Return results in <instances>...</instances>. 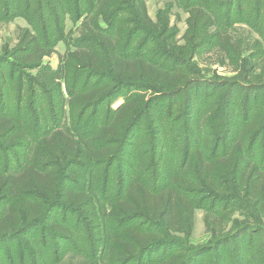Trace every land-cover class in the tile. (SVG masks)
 Listing matches in <instances>:
<instances>
[{
    "label": "trees",
    "instance_id": "16d2710c",
    "mask_svg": "<svg viewBox=\"0 0 264 264\" xmlns=\"http://www.w3.org/2000/svg\"><path fill=\"white\" fill-rule=\"evenodd\" d=\"M217 1L226 4L229 19L235 8L239 10L242 7L240 0ZM94 2L99 4L97 15L100 12L105 13L110 8L114 11L120 10L116 6L118 0H0V10L3 8V18L6 20L15 13L26 15L35 25L38 33L43 35L45 26L46 31L63 30L66 14L76 19L79 12L91 10ZM185 4V9L189 13L187 18L189 30L185 35L188 41L194 40L193 43L196 44L197 33L202 32L205 37L208 35L216 39L219 50L230 52L236 47L231 34L226 29L224 31L216 27L217 18L207 11L200 0H187ZM133 8L145 25L160 26V23L154 22L149 16L144 0H134ZM55 12H58L56 13L58 16H55ZM45 13H51L50 20L45 19ZM169 24L166 13L164 22L166 31L169 29ZM212 27L216 29L210 32L209 29ZM110 31H115V38H112V33L107 31V34H103L105 36L99 39V48L95 49V52L88 49L68 52L64 65L66 89L73 95L69 106L72 117L77 107H81L78 118L81 116L82 120L84 110L95 104L97 111L102 102L114 93L113 89L118 88L119 82L128 83L123 87L125 95L122 94L123 88L116 91L117 94L124 96V102L115 110L109 107L104 122L94 121L92 134H80L76 138L57 128L64 109L61 68L39 71L30 80L33 105L26 103L19 109H22L20 113L8 111L10 109L8 79H15L14 63L25 68H40L43 58L54 53L53 47L43 46L38 36L28 28L20 30L18 49L21 50L22 55L19 56L18 61L11 63L10 71L3 70L0 73V79L8 76L5 87L3 85L2 91L0 90V137L5 140L6 147L12 149L20 147L26 128L19 114L22 115L24 111L30 112L31 109L32 119L37 127L34 133L36 139L33 148L34 160L43 158L45 167L36 168L35 164L31 163L17 173L0 171V235L16 240L20 234L31 231L33 226L40 222L39 220L51 216L48 215V209L54 207L57 212L64 210L65 213L81 214L80 217L91 222L93 232L96 233L94 239L88 229L90 237L89 239L87 237L88 246L89 242L98 245L101 232L107 238L108 235L110 236V239L104 240L107 248L100 257L97 258L100 253L96 251L93 253L95 254L93 264H212L209 261L211 257H203L198 261L199 256L206 254L215 255L213 264H264V249L259 247L257 251L250 242L247 244L235 242L234 246L230 247L231 245L228 246L226 241L222 240L216 251L209 249L195 251L188 248L187 242H184L180 235L187 236L192 233L195 211L204 206L207 198L225 203L229 200L241 202L244 198L252 202L255 209L264 215V169L260 168L257 159L253 161L256 157L254 152L252 156L259 133L256 120H248L249 116H247V125L243 126L230 141L221 144L224 142V135L215 134V130L212 132L209 129L212 119L215 122L216 117L218 119L221 117L223 111L221 104L216 106L214 100L208 102L207 99H203L205 102L198 104L189 95H181L188 89L196 90L195 88L200 87L194 85L190 75L183 70L181 61L185 58L182 57L180 48L173 43L169 44L166 40L165 48L162 46L164 49L160 53L170 57L172 62L170 61L171 65L168 66L170 69L166 66L163 69L156 64H161L157 49L153 50L155 60H148L140 54L135 57L132 54L129 56L120 49V40L126 39L124 48L130 52L133 36L137 31L122 24L116 26V30ZM145 32L147 34V31ZM151 43L154 44V40ZM147 44L139 45L136 52ZM46 45L49 46V43ZM83 67L91 70L90 76L82 77L80 71ZM168 72L173 73L171 74L173 76ZM69 74H72V78L68 79ZM93 77L96 80L91 83ZM70 79L73 80L72 86H68ZM19 84L18 91L21 99L24 100L23 97L28 90L23 88L21 82ZM79 84L80 88L74 95ZM145 89L163 92L166 98L169 97V109L173 104L176 106V102L173 101L176 96L177 106L178 100L181 101L182 98L189 102L183 109L177 107L176 111H179L180 116H175L174 110L161 113V107L154 109L155 114L151 118L146 115L148 121L145 125L143 115L145 111L147 113V109L153 108L155 102H152L154 100L152 98L145 100L146 93L135 91ZM180 95L181 97H178ZM233 109L229 104L225 111L228 115L227 122L223 125L220 121L214 128L223 126L222 131L230 134L238 122L235 116L236 109L235 112ZM166 115L168 118H165ZM169 119L174 122L173 124L175 121L179 123L182 119V125L178 124L179 127H176L168 121ZM44 125H49L53 129L43 130ZM145 131H148L149 135L146 136ZM138 132H142L145 138L136 140L134 137ZM179 141H182L181 149L178 147L181 156L177 166L172 168L168 146L172 143L175 148ZM129 147L138 150V157L130 156ZM126 156H130L132 160L127 163L131 173L128 174L129 176H124V168L122 169L116 199L112 201L109 209L102 205V200L92 189L89 192L68 187V179L78 178V173L72 171L65 174V170L58 168L60 164L103 165L102 170L99 171V181L102 186L104 185L103 190L108 191L110 188L108 185L112 182L111 170L114 164L122 159L125 160ZM164 162L171 167L165 176L162 173ZM89 172L93 175V171ZM82 177L87 180L85 173L79 178ZM226 180H233L236 184L229 187L230 184ZM84 187L86 183L82 184V188ZM5 199H9V203L3 213L2 201ZM215 201L210 202L206 207L209 208L206 214L207 227L210 226L209 217L214 214L212 211L218 205ZM52 219L50 234H56L60 238L72 237L73 231L70 230V226L60 225L55 217ZM238 235V239L244 236V234ZM23 243L27 244L33 253L35 245L31 244L30 247L28 241ZM229 260L231 262H228ZM13 263L16 264L17 261ZM19 263L26 264L22 257Z\"/></svg>",
    "mask_w": 264,
    "mask_h": 264
},
{
    "label": "rangeland",
    "instance_id": "374dc122",
    "mask_svg": "<svg viewBox=\"0 0 264 264\" xmlns=\"http://www.w3.org/2000/svg\"><path fill=\"white\" fill-rule=\"evenodd\" d=\"M5 1V0H4ZM147 6V11L149 16L154 22L160 23L159 27H152L145 25L141 19L134 12V0H118V8L120 10L114 11L110 8L105 13L100 12L97 15L99 4L93 3V8L91 10H83L79 12V16L76 19H72L69 14H66L63 23V30H47L45 26L44 34L40 35L33 23L28 20L26 15L22 13H15L6 19L3 17V8L0 10V73L4 71H10L12 62L19 60L21 56V50L18 49V35L21 29L28 28L32 33L38 36V38L43 43L46 48L53 47L54 53L50 56L43 58L42 66L40 68H25L20 66V64L14 63V80H9L8 76L0 79V90L2 91L3 85L5 87V82L9 81L8 96H9V107L8 111L13 110L12 113H20L22 108L26 103L33 105L31 98V78H34L39 71L44 72L45 69L59 70L62 75V90H63V112L60 125L57 128L64 130L67 134L78 138L77 135L88 133H93L94 121L100 120L104 122L107 117L108 108L116 109L121 103L124 102L125 88L128 83L119 82L118 88L113 89L114 93L108 96L104 102L99 107V111L95 110L97 106L92 105L84 110V117L81 120V116L78 118L81 107H77L74 117H72L71 108L69 106V101L73 98V95L67 92L66 83L67 78L65 77V65L64 62L67 58V54L72 50L88 49L95 52V49L99 48V39L103 34L112 33V38H115V31H110L111 29L116 30V26L122 24L125 27L132 28L133 31H137L133 36V45L130 48V52L127 48H124V40L121 39L119 42L120 49L124 51L125 54L129 56H137V54L142 55L148 60H155V53L153 50L157 49L160 54L158 59H161V64L156 63L158 66L167 69L171 65V58L167 57L161 50L165 48L166 40L169 44L177 45L182 51V57L184 61H181L183 70L190 75L194 85L200 88L188 89L186 93L181 95H189L190 98L196 101L198 104L200 102H205L203 99L215 101L214 104L218 106L221 104L223 111H221L220 119L216 117L217 120L210 125V131L215 130V134L218 133L224 135L225 144L230 141L231 138L237 135V132L245 125H247L246 117L249 116L248 120H256V124L259 128V133L257 134L256 143L252 151V156L255 153L256 157L253 161H258L260 168L264 169V0H240L242 4L241 9L235 8L232 12L231 19H229V13L226 4L217 0H200L201 4L205 6L207 11L213 14L217 18L216 27L231 34L232 41L235 43L236 47H233L232 51L219 50L217 46L216 39H212L207 35L205 37L202 32H198V42L193 43L194 40H187L185 37L189 26L187 23V18L189 13L186 11L185 6L187 0H144ZM97 3V2H96ZM84 6V5H82ZM170 9V10H169ZM169 10V11H168ZM53 14V12H51ZM51 13H45V19L50 20ZM56 13L55 12V16ZM166 13L169 17V29L166 31L164 29V22L166 18ZM97 17V18H95ZM128 20V21H127ZM99 27V28H98ZM216 27L209 29L213 32ZM119 28V27H118ZM158 28V29H157ZM46 31V32H45ZM147 31V34L146 32ZM106 32V33H105ZM154 40V44L151 41ZM201 42V44L199 43ZM49 43V46L46 45ZM148 43V44H147ZM156 43V44H155ZM140 51L136 52V48L139 45H143ZM164 48H163V47ZM236 52V53H235ZM171 61V62H170ZM162 62H169L168 64ZM18 63V62H17ZM44 67V68H43ZM158 70V69H157ZM46 71V70H45ZM91 70L88 68H81L82 77L90 76ZM161 72V70H158ZM5 72V73H6ZM165 73V72H164ZM170 75L173 73L168 72ZM165 75H168L165 73ZM173 76V75H171ZM96 77V76H95ZM95 77L91 78V83L95 82ZM72 78V74L68 75V79ZM99 78H101L99 76ZM1 81L3 83L1 84ZM23 84V88L28 90V93L24 95V100L21 99L19 93L20 84ZM73 80L68 81V86H72ZM116 87V86H115ZM78 88L74 91L76 95ZM123 88V89H122ZM119 89H122V94L116 93ZM165 90V89H164ZM199 90V92L197 91ZM136 93L142 92L145 94V100L148 101L149 98L154 99V106L152 109H147V113H144L143 124L147 125L148 119L146 115L151 118L155 114L156 108L161 107V113L173 112L176 116L179 111H176L177 107L181 109L189 102L184 98L178 100L177 106V96L174 97L173 101L176 102V106L173 104L169 109V97L162 94L163 92H153L150 90H135ZM166 91V90H165ZM167 92V91H166ZM39 93V92H38ZM199 93V94H198ZM198 94V95H197ZM178 96V97H181ZM195 97V99H194ZM232 101V103H231ZM229 104L232 109L234 107V112L236 109V126L230 134H226L222 131V127L214 128L216 123H221L224 125L228 120V115L225 113ZM22 105V106H21ZM65 105V106H64ZM197 105V104H196ZM44 106V104H42ZM155 107V108H154ZM176 107V108H175ZM92 108V109H91ZM155 109V110H154ZM95 110V113L93 112ZM176 111V112H175ZM7 112V110H6ZM98 112V113H97ZM247 113V115H245ZM10 115V114H9ZM180 116V115H178ZM21 121L25 122L26 132L24 131V140L20 147L12 149V147H6L5 140L0 137V171L17 173L22 170L25 166L34 163L36 168H44L43 158H38L34 160L35 155L33 154V148L36 144V139H34L35 128L32 119V110L30 112L19 114ZM102 117V119L100 118ZM165 118H168L166 115ZM84 120V121H83ZM170 123H174L172 120H168ZM178 124L182 125V119L179 123L175 121L173 124L179 127ZM52 130L53 127L47 125L43 126V130ZM146 128H144L145 130ZM178 129V128H177ZM148 131H145L146 136ZM87 138V137H86ZM137 139L145 138L142 132L136 133L135 137ZM182 141L176 143V147L173 148L172 143L168 146L170 164L172 168L177 166L179 157L181 156ZM102 149V148H100ZM133 147H129L131 152L130 156L138 157V150ZM102 151V150H101ZM173 151V154H172ZM254 152V153H253ZM136 153V154H135ZM174 155V156H173ZM130 156H126L125 160L122 159L117 161L113 169L111 170L112 182H110L109 190H103L99 181V171L102 170L103 165L91 164H81V165H69L60 164L59 169L65 170L66 173H71L75 171L78 173V178L68 179V187L74 190L80 189V191H89L92 189L97 193L100 200H102V205L109 209L111 203L116 198V193L119 189V180L122 176V169L124 176H129L131 169L129 165L132 160ZM150 158H152L150 153ZM135 163V162H132ZM41 165V166H40ZM38 166V167H37ZM171 167L166 165V162L162 165L163 176L171 170ZM67 171V172H66ZM93 171V175L89 172ZM84 173L86 174V179L82 177ZM73 176V175H72ZM92 177V178H91ZM65 179V177L63 176ZM90 179H92L90 181ZM127 180V179H126ZM229 183V187L232 184H236L233 180H226ZM86 187L82 188V184ZM226 184V182H224ZM107 188V187H106ZM222 188L224 186L222 185ZM84 189V190H83ZM214 199H205L204 206L202 208H197L194 217V229L191 234L185 236L180 234L184 242H187L188 248L190 250L202 251H216L222 240L232 247L236 243L247 244L250 242L255 250H259V247L264 249V215H261L259 210L255 209L252 202L244 199L241 202L235 200H229V202H221L219 200L218 205L212 211L209 217L210 223L208 229L206 226V214L208 213V205L210 202H214ZM36 202V201H35ZM9 203V199L2 201V212L5 213L6 206ZM38 203V201H37ZM221 203V204H220ZM216 213V214H215ZM48 216L39 220L40 222L34 225L33 229L27 234H20L19 238L16 240L12 237H2L0 235V264H14L13 261H20V258L25 261L26 264H93L95 261V251L98 254L97 258L100 257L102 252L106 250L107 244L104 242L105 239H110L104 233H99L101 236L98 240V245L92 244L88 239L89 233L95 239V233L93 225L91 222L87 221L86 218L80 217L81 214H75L72 212L65 213L64 210H57L52 207L48 209ZM63 216V217H61ZM55 217L60 225L70 226V230L73 231L72 237L69 238L61 237L56 234H50V224L52 218ZM220 217V218H218ZM217 218V219H216ZM216 219V220H214ZM89 229V233H88ZM212 229V230H211ZM96 230V227H95ZM98 231V230H97ZM51 232V229H50ZM99 232V231H98ZM238 234H244L241 239ZM59 237V238H57ZM36 239V241H35ZM23 241H28L30 247L34 244L33 253L30 251L27 244ZM33 241H35L33 243ZM94 245L93 247L91 246ZM25 246V247H24ZM36 249V250H35ZM222 249V248H221ZM109 250V249H108ZM261 250V249H260ZM211 253V252H210ZM226 254V253H225ZM264 254V253H263ZM214 254L206 256H199L198 261L203 257L209 258V261L215 262ZM13 260H12V259ZM230 258V255L228 259ZM11 259V260H10ZM102 262V261H101ZM228 262H231L230 260ZM21 264V263H19Z\"/></svg>",
    "mask_w": 264,
    "mask_h": 264
}]
</instances>
